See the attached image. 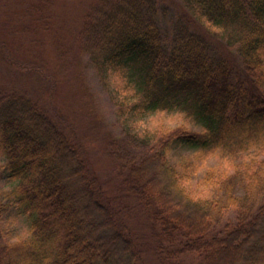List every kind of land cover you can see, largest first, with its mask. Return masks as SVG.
Returning a JSON list of instances; mask_svg holds the SVG:
<instances>
[{"label": "trees", "instance_id": "trees-1", "mask_svg": "<svg viewBox=\"0 0 264 264\" xmlns=\"http://www.w3.org/2000/svg\"><path fill=\"white\" fill-rule=\"evenodd\" d=\"M6 1L0 23L24 53L3 36L0 52L43 75L39 33L52 27L54 0H19L30 21L19 27ZM86 2L78 47L103 85L115 72L128 79L122 113L184 109L203 130L142 137L126 130L110 142L126 193L147 216V241L127 221L135 206L106 191L55 110L0 82V176L12 182L0 189V264H264V156L250 150L264 137V0H181L185 13L166 0ZM203 23L236 33L228 44L240 64ZM176 144L221 149L229 162L197 152L172 163ZM19 216L29 224L21 236L12 227Z\"/></svg>", "mask_w": 264, "mask_h": 264}, {"label": "rangeland", "instance_id": "rangeland-1", "mask_svg": "<svg viewBox=\"0 0 264 264\" xmlns=\"http://www.w3.org/2000/svg\"><path fill=\"white\" fill-rule=\"evenodd\" d=\"M166 2L178 13L189 12L181 0H166ZM53 3L54 5L50 7L52 27L39 33V36L46 40V44L40 46L44 57L39 60L45 63L40 64L43 67V75L35 70H26L9 63L0 52V82L40 98L42 103L55 110V113L63 119L64 127H67L66 129L72 134H76L81 150L87 156L90 167L99 175L106 191L113 197L122 196L125 201L131 203L130 205L135 206V212L130 214L127 221L138 233H141L144 240L150 241L147 216L135 200L127 195L122 177L118 173V160L114 153L110 152V142L116 137L126 136V130L140 137L158 136L155 134L159 131H167L177 126L203 130V125L184 109L157 110L143 116L123 114L120 110V103L124 100L122 97L127 94L126 91L131 92L128 79L115 72L108 80V84L103 85L94 69L87 63V56L81 53L78 47L77 34L88 8L86 0H54ZM6 4L13 7L14 16L10 23L14 27L30 24V21L24 18L25 5L19 0H9ZM6 9L3 0H0V12ZM203 27L202 32L209 33L213 37L217 48L220 47L227 55L236 59L237 64L241 63L236 45L228 44L235 43L237 38L231 28L215 27L207 31L204 23ZM1 36L9 41L14 40L19 51L24 53L19 48V40L11 33V29L8 30L0 23ZM32 37V33L22 34L25 44H28ZM21 53L16 52L17 57L24 60L22 56L26 54ZM118 90L120 92L116 93ZM255 135L253 136H263L260 133ZM258 138L254 143H250V150L264 156V137L261 141L263 145ZM197 152L199 157L207 156L208 161L214 164L227 165L229 162L227 157H221L225 154L221 149L213 153L208 147L205 150V148L180 144L171 148L170 161L176 163L178 157L184 154L195 156ZM207 159H198V161L206 164ZM11 184L12 182L5 179L3 174L0 176V189H8ZM126 215H123L124 219ZM15 222L16 224L12 226L16 228L15 234L19 236L26 234L29 228L28 221L19 216ZM153 262L160 264L155 260ZM232 263V259L219 262V264Z\"/></svg>", "mask_w": 264, "mask_h": 264}]
</instances>
